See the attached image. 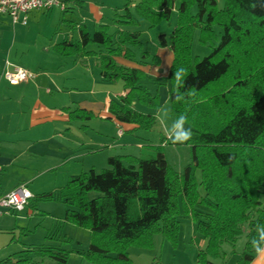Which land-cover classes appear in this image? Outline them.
<instances>
[{
  "label": "trees",
  "instance_id": "16d2710c",
  "mask_svg": "<svg viewBox=\"0 0 264 264\" xmlns=\"http://www.w3.org/2000/svg\"><path fill=\"white\" fill-rule=\"evenodd\" d=\"M174 11L176 25L169 35L159 36L158 46L173 53L166 78L171 114L174 119L181 114L188 117L192 161L177 172L162 150L150 157L115 155L102 171L91 169L69 178L60 189L67 205L65 221L90 231L89 248L76 252L96 264H133L129 248L151 249L157 234L175 245L184 215L196 221L197 245L205 241L197 264H214L222 246H235L245 227L249 233L239 264L255 259L251 242L257 238L258 226H264V0H224L223 8L217 0H141L134 11L127 0L123 13L113 20L116 31L101 24L90 34L80 25V40H64L54 51L80 60L94 58L102 79L122 82L126 92L110 102L108 119L133 125L131 132L151 130L157 124L156 113L138 111L133 104L137 101L158 111L160 94L150 91L151 78L142 67L119 61H135L142 32L119 27H136L145 20L153 28L170 21ZM215 26L221 31L216 32ZM197 30L202 44L218 41L202 59L192 57ZM91 44L100 51L89 50ZM149 58L150 65H160L159 56L150 52H143L136 63L143 66ZM179 67L187 70L181 91H196L181 102L174 99L172 79ZM66 111L69 121L95 117L83 109ZM54 198V192L43 193L30 204L36 208L38 201ZM70 253L34 248L0 264L29 263L38 256L67 264Z\"/></svg>",
  "mask_w": 264,
  "mask_h": 264
},
{
  "label": "rangeland",
  "instance_id": "374dc122",
  "mask_svg": "<svg viewBox=\"0 0 264 264\" xmlns=\"http://www.w3.org/2000/svg\"><path fill=\"white\" fill-rule=\"evenodd\" d=\"M217 3L219 8H223L224 0H217ZM101 4L102 0H90V2L67 12H62L59 9H54L48 13L44 11L34 12L29 16L27 25L14 24L9 16L0 15V40H25L27 48L32 47L33 51L43 43L50 44L51 41H60L66 38L77 40L80 38L79 27L82 23L86 25L90 32H94L99 26L100 19L104 23L109 22V16H107L109 14L99 10ZM104 13L106 17L103 18L102 14ZM176 22L177 12L174 11L170 21H163L153 28L145 20H140L139 26L136 27H123L131 31L140 30L142 32V45L136 48L137 60L141 59L143 52L155 54L159 45V36L163 33H171ZM215 31L220 32V27L215 26ZM217 44V40L207 45L202 44L197 30L192 42L193 59H202L208 56L212 47ZM88 49L100 51L101 48L91 44ZM51 52L53 51L51 50ZM62 60V66H58V69L67 71L69 67L66 62L68 61L65 60L69 59ZM17 64L20 65L19 62ZM82 68L84 67L80 65L79 83L68 82L67 87L69 88L67 89L69 92L64 93L63 106L69 105L75 108L80 100L90 99L86 88L87 83L82 76L86 71ZM161 72L165 74L163 70ZM108 86L113 97H117L116 93L123 88L122 82L111 83ZM148 86L152 93L159 92L161 108L167 110V115L165 116L162 112L157 115V111L135 101L133 106L138 111L156 113L157 124L153 129L139 130L137 134L125 132L122 140L124 144H128L127 147H124L126 148L125 151L132 148L131 143L142 145L137 149L135 147L136 152L134 155L138 157L156 156L158 151L162 150L171 167L177 172H182L191 163L192 153L189 141L174 144L167 136V130L175 120L171 114L169 86L165 80H160L159 84L154 83ZM36 113L37 111H35ZM106 115V113H103L100 116H95L88 122L80 120L67 124L65 119L55 118L50 110H47L45 114L43 113V117L46 116L47 119L43 118L39 127L46 128V130L53 129L60 136L52 140L49 139L45 145L46 151L38 157V159L46 160L49 165H57L54 170L46 173L41 180L45 186V192H54L55 198L37 202V213L33 216V220L29 222V229L19 228L14 232H5L0 235V255H5L7 249L12 251L20 250L23 247L27 250L30 248L33 250L34 248L52 247L55 251L71 252L67 264H96L76 252L78 250L86 251L89 248L91 233L88 229L65 221L67 205L60 198V189L66 185L73 174H81L91 168H94L97 172L107 168L108 164L103 163L105 155L114 156L127 153L122 150L123 147H119L121 141L119 126L109 120ZM185 127L189 128L187 124ZM121 145L123 144L121 143ZM89 148L93 149L90 153ZM196 177L198 181L201 180L200 171H197ZM31 189L33 190L32 187L29 188L30 191ZM91 196H97V193H91ZM33 210L27 209V212ZM27 212L24 213L27 214ZM180 221L179 237L175 245L165 240L161 234H157L154 236V246L151 249L130 247L128 252L133 264H197L199 249L205 247V242L202 240L197 245L194 240L198 237V233L196 221L190 215L181 216ZM248 233L249 230L245 227V235L236 245L224 244L221 256L212 259V262L214 264H239V258L244 251ZM28 245L33 246L28 248ZM256 255L255 253V259ZM24 264H54V261L49 257L38 256L34 257L32 262H24ZM256 264H264V259L257 260Z\"/></svg>",
  "mask_w": 264,
  "mask_h": 264
},
{
  "label": "crops",
  "instance_id": "0c3cea01",
  "mask_svg": "<svg viewBox=\"0 0 264 264\" xmlns=\"http://www.w3.org/2000/svg\"><path fill=\"white\" fill-rule=\"evenodd\" d=\"M140 1L141 0H130L132 11H134L135 5ZM86 2H90V0H69L67 10L62 12L73 10L75 7H80ZM126 3L127 0H102L99 10L100 12L105 11L109 14L107 15L109 16V22L104 23L102 19H100L101 21H99V25L110 24L112 26V32L116 31L118 27L113 25V20L117 13H123V8ZM102 17H106L105 13L102 14ZM82 25L86 26L84 23H82ZM119 28L124 29L123 27ZM88 32L90 34L93 33L89 30ZM64 40L79 41L80 38L77 40L66 38ZM64 40L51 41L50 44L43 43L37 49H34V51L32 47L27 48L28 46L26 45L25 40H0V198L8 194L20 184H26L28 188H33V190L31 189V192L34 197L31 201H33L38 195L48 193L45 192V186L41 180L46 173L54 170L57 165H49L46 160L38 159V157L42 156L44 151H46L45 145L49 139L52 140L60 136L59 133L52 128V130H46V128L42 129L39 127L41 120L46 118V116L43 117V113L45 114L47 110H50L53 115H55V118L60 117L61 119H65L67 124H72L79 120L69 121L68 111H66V109L70 111L83 109L92 112L95 116H100L101 114L106 113L108 118V106L110 102L113 99L126 94L124 88H122L116 93L117 97H113L112 92L108 88V84L110 85L112 82L102 79L94 58L80 60L73 56L63 57L58 55L54 51V46ZM51 50L53 52H51ZM155 54L158 55L161 60L160 65H150L151 58L146 59L145 61L148 63L143 66L136 63L141 61V59L137 60V58H135L134 62L123 59H120L119 61L128 66L142 67L151 78L148 85L154 83L159 84L160 80H165L168 85L166 78L173 61V53L169 48L158 46ZM57 57L60 58L58 59ZM65 58L69 59L65 60L68 61L66 64L69 68L67 71H61L58 69V66H62V59ZM17 62H19L20 65H18ZM10 65L28 70L34 74V78L19 85L9 84L4 77V73ZM80 65L84 67L82 69L86 71L82 76L87 83L86 88L90 99L84 98L80 100L77 102L78 106L75 108L69 105L63 106L62 100L64 98V93L69 92L67 89L69 87H67V85L69 83H79ZM162 70L165 74H162ZM35 111H37L36 114ZM111 121L116 123L120 128L119 136L121 137V141L119 147H123L122 150L125 151L126 148L124 147H127L128 144H124V141L122 140L124 139L125 132H131L130 130L133 128V125L119 124L115 120ZM131 133L137 134L139 133V130ZM121 143L123 145H121ZM130 145L132 148L125 151L127 153H124L123 156H136L134 155L136 152L135 147L137 149L142 146L135 145L134 143H131ZM88 151L90 153L93 149L89 148ZM109 157L111 156L105 155L103 163L106 164ZM72 176H74V174ZM30 203L20 212L5 213L1 217L0 235L5 232H14L19 228H30L29 222L33 220V216L37 213V207L33 208ZM27 209H34V212H27ZM24 212H27V214ZM22 246L24 245L22 244ZM32 246L33 245H28V248ZM25 250H27L25 247L20 250L12 251L7 249L5 255H0V262L13 254Z\"/></svg>",
  "mask_w": 264,
  "mask_h": 264
},
{
  "label": "built area",
  "instance_id": "2783aa9c",
  "mask_svg": "<svg viewBox=\"0 0 264 264\" xmlns=\"http://www.w3.org/2000/svg\"><path fill=\"white\" fill-rule=\"evenodd\" d=\"M69 0H0V14L9 15L14 24L27 25L33 12H49L55 8L66 11ZM11 85H19L34 78V74L21 67L11 66L4 73ZM26 184L16 186L0 198V219L5 213H17L24 210L33 199Z\"/></svg>",
  "mask_w": 264,
  "mask_h": 264
},
{
  "label": "clouds",
  "instance_id": "9594fccd",
  "mask_svg": "<svg viewBox=\"0 0 264 264\" xmlns=\"http://www.w3.org/2000/svg\"><path fill=\"white\" fill-rule=\"evenodd\" d=\"M252 7H257L256 3L252 4ZM187 74V70L184 67H179L175 69L172 73V79L174 80V99L177 102L184 101L186 97H194L196 95V91L194 88L187 89L185 91H181V89L185 86V76ZM163 113L165 116L167 115V110L164 108L158 109L157 115ZM188 123V117L186 114L179 115L171 124L170 128L167 130V136L174 144L176 143H185L192 138V130L191 128H186L185 125ZM257 238L253 239L251 244L253 249L256 252V259L253 260L252 264H256L257 260L264 259V226L260 225L257 228Z\"/></svg>",
  "mask_w": 264,
  "mask_h": 264
}]
</instances>
